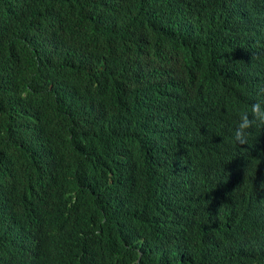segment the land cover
I'll return each instance as SVG.
<instances>
[{"label": "trees", "instance_id": "1", "mask_svg": "<svg viewBox=\"0 0 264 264\" xmlns=\"http://www.w3.org/2000/svg\"><path fill=\"white\" fill-rule=\"evenodd\" d=\"M176 1L0 0V264H60L62 255L74 264H264V233L248 208L243 223L208 229L202 241L177 237L170 188L205 162L181 136L184 117L227 111L251 83L206 63L205 85H193L196 47L158 76L149 55L166 33L144 32ZM238 12L240 29H264V0ZM250 54L252 82L264 84V52ZM137 121L151 127L146 146L127 128ZM180 163L188 166L171 170ZM251 178L235 167L207 190L212 200L224 199L223 185L246 197ZM60 230L47 250L44 237Z\"/></svg>", "mask_w": 264, "mask_h": 264}, {"label": "clouds", "instance_id": "2", "mask_svg": "<svg viewBox=\"0 0 264 264\" xmlns=\"http://www.w3.org/2000/svg\"><path fill=\"white\" fill-rule=\"evenodd\" d=\"M257 0H177L165 16L151 22L146 28L166 33L157 41L149 59L158 76L165 75L179 62L188 47L198 48L200 62L194 67L191 82L204 86L208 73L206 63L226 72L235 85L251 83L248 97L223 113H210L192 108L184 117L182 138L187 137L194 152L205 162L196 165L197 174L191 182L176 181L170 188L168 204L173 211L171 218L177 221V237L193 242L202 241L207 230H227L236 223H243L245 208L255 226L264 233V84L252 82V52H264V29L251 32L239 27V5H252ZM143 3L148 4L146 0ZM146 7H151L150 5ZM99 6V15L102 14ZM101 11V12H100ZM124 23L130 13L114 10ZM170 21V22H169ZM185 22V23H184ZM143 33V34H144ZM137 87H140L139 85ZM126 88V86H125ZM127 90V89H126ZM141 94V88L136 95ZM140 98V97H139ZM137 99L134 100L137 103ZM128 130L141 145L146 146L153 136L150 126L142 121L130 124ZM117 143V142H116ZM195 165L194 163H192ZM188 166L180 163L172 167L182 172ZM237 168L243 175L245 169L252 172L250 186L244 197L238 190L224 186L222 201L212 200L207 190L210 182L217 183L225 172ZM64 236L63 230L44 237L45 248L55 239ZM140 251H137L138 259ZM37 252L29 259H34ZM161 257L154 264L166 261ZM133 261L125 259L122 264ZM60 264H74V258L62 255ZM80 264H97L91 256ZM117 264L115 258L113 263Z\"/></svg>", "mask_w": 264, "mask_h": 264}]
</instances>
